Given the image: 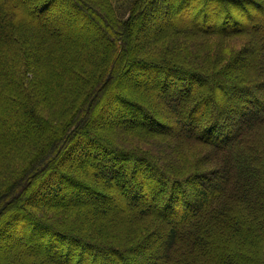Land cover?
<instances>
[{
  "label": "trees",
  "instance_id": "obj_1",
  "mask_svg": "<svg viewBox=\"0 0 264 264\" xmlns=\"http://www.w3.org/2000/svg\"><path fill=\"white\" fill-rule=\"evenodd\" d=\"M15 3L0 264H264V0Z\"/></svg>",
  "mask_w": 264,
  "mask_h": 264
},
{
  "label": "rangeland",
  "instance_id": "obj_2",
  "mask_svg": "<svg viewBox=\"0 0 264 264\" xmlns=\"http://www.w3.org/2000/svg\"><path fill=\"white\" fill-rule=\"evenodd\" d=\"M25 1L26 0H17V3H15L14 5L16 6V7H19V6H21V5H23V7H25V11L28 13V12H31V9L30 8H28L27 7V9H26V4H25ZM61 13H56L55 15H47L46 16V19H52V18H57L59 15H60ZM66 18V17H65ZM258 18H260V16H258V17H256L255 19H253V21L252 22H256L257 21V19ZM71 24V27H73L75 30H77L78 32H81V33H87V34H90V35H100V34H102V31L100 30V28H99V26L96 24V22H92V23H87V25H85V22L83 23V22H78L77 24H72V23H70ZM69 24V25H70ZM82 24H84L85 25V28H82V29H80L79 28V25H82ZM69 27V26H68ZM263 59L264 58H262L261 57V61L263 62ZM145 81V80H144ZM146 82H148V81H146ZM149 83V82H148ZM199 85V86H198ZM200 85L201 84H197V86H195V88L194 89H197L198 87H200ZM162 99H164V101H167V102H172V101H175L174 99H173V97L172 96H170V94L169 93H166V92H164V93H162ZM127 115H124V117H126ZM178 130H179V128H178ZM214 180V179H213ZM204 188H208V186L207 185H204L203 186ZM155 200V203L157 204H154L155 205V207L157 206V207H159V202H158V199L155 197L154 198ZM121 200L123 201V199L119 196V195H117L116 196V198L114 199V201L113 202H108V204H106V205H104V206H107V207H116V203H119V202H121ZM132 204V206H134V207H143L142 206V204L141 203H138V202H134V203H131ZM158 209V208H157ZM37 237V236H36ZM16 240H18V242H24V241H22V239H20V238H16ZM2 243V242H1ZM152 243H154V245H160V242H158V241H153ZM159 253V251L158 250H156V251H154L153 252V254H158ZM153 262V261H152ZM152 262H148L147 264H152Z\"/></svg>",
  "mask_w": 264,
  "mask_h": 264
}]
</instances>
